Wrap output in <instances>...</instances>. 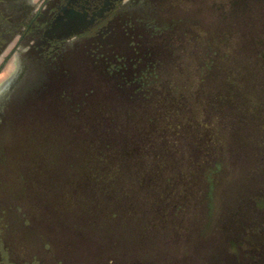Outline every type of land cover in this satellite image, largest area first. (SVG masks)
Listing matches in <instances>:
<instances>
[{"label":"rangeland","instance_id":"374dc122","mask_svg":"<svg viewBox=\"0 0 264 264\" xmlns=\"http://www.w3.org/2000/svg\"><path fill=\"white\" fill-rule=\"evenodd\" d=\"M132 20L128 45L136 46L119 50L121 60L75 50L62 79L8 104L0 236L21 257L68 264L202 263L222 238L228 208L232 236L248 224L264 264V217L254 211V199L264 198V0H137ZM121 79L168 84L199 120L204 102L212 105L210 122L200 120L214 129L211 170L167 172L178 187L164 179L157 191L153 182L110 188V172L83 174V119L113 111ZM154 202L165 205L157 211Z\"/></svg>","mask_w":264,"mask_h":264},{"label":"flooded vegetation","instance_id":"af4514ba","mask_svg":"<svg viewBox=\"0 0 264 264\" xmlns=\"http://www.w3.org/2000/svg\"><path fill=\"white\" fill-rule=\"evenodd\" d=\"M137 0H0V132L8 104L47 79H62L75 50L87 51L96 61L118 59L128 45ZM144 2L146 0H139ZM132 40V38H131ZM254 199V211L264 217ZM239 225L232 236L231 213L220 221L221 240L212 257L192 264H261L247 232ZM0 264H68L56 257H21L0 236ZM128 264H140L130 262Z\"/></svg>","mask_w":264,"mask_h":264},{"label":"trees","instance_id":"16d2710c","mask_svg":"<svg viewBox=\"0 0 264 264\" xmlns=\"http://www.w3.org/2000/svg\"><path fill=\"white\" fill-rule=\"evenodd\" d=\"M120 81L115 85L113 111L88 114L83 119V174L110 172L115 181L110 188L129 187L134 181L138 183L136 187L142 189L147 182H153L157 191L164 186L167 172L177 175L187 166L190 174L211 170L207 166L218 155L210 145L214 129L203 121L210 122L206 114L212 105L204 102V111L200 114L203 121H200L193 113L194 107L188 104L187 96L177 93L168 84L148 87L137 79ZM181 148L185 162L180 159L178 149ZM85 179L92 180L88 176ZM165 180L176 188L178 186L173 184L180 179L171 176ZM116 182L122 185L116 187ZM190 189L184 188L185 191ZM166 203L178 206L181 202ZM164 205L154 202V209L158 211Z\"/></svg>","mask_w":264,"mask_h":264},{"label":"water","instance_id":"95a60500","mask_svg":"<svg viewBox=\"0 0 264 264\" xmlns=\"http://www.w3.org/2000/svg\"><path fill=\"white\" fill-rule=\"evenodd\" d=\"M258 207L264 210V201H260Z\"/></svg>","mask_w":264,"mask_h":264}]
</instances>
